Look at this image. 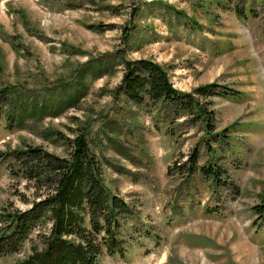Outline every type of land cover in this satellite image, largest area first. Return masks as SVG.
<instances>
[{
	"label": "rangeland",
	"instance_id": "1",
	"mask_svg": "<svg viewBox=\"0 0 264 264\" xmlns=\"http://www.w3.org/2000/svg\"><path fill=\"white\" fill-rule=\"evenodd\" d=\"M138 57L178 89L214 81L240 93L199 96L215 110L208 133L169 104L117 94L123 60ZM1 91V209L32 197L3 153L40 144L63 155L64 136L82 128L104 182L133 210L119 215L126 251L96 264H264V0H0ZM191 153L223 181L190 172Z\"/></svg>",
	"mask_w": 264,
	"mask_h": 264
},
{
	"label": "trees",
	"instance_id": "2",
	"mask_svg": "<svg viewBox=\"0 0 264 264\" xmlns=\"http://www.w3.org/2000/svg\"><path fill=\"white\" fill-rule=\"evenodd\" d=\"M236 11L241 16L246 14L244 10ZM218 85L212 81L190 91L178 89L162 64L138 57L123 60V73L115 91L138 104L146 99L169 104L174 117L188 113L212 133L215 110L208 108L210 100L199 96L240 93L226 87L219 90ZM5 99L1 91L0 118ZM86 133L80 128L72 136H64L67 149L63 155L40 144H25L3 153L9 173L28 182L32 197L24 209L0 208V255L17 252L26 242L29 251L15 264H96L104 253L126 251L130 241L120 233L119 215L133 210L104 182ZM220 133L225 136V128ZM197 161L195 153L185 161L190 172L198 169L215 183L223 181L222 168L212 159L202 165Z\"/></svg>",
	"mask_w": 264,
	"mask_h": 264
}]
</instances>
